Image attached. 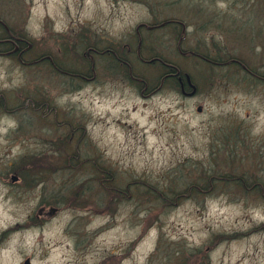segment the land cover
<instances>
[{
  "label": "rangeland",
  "instance_id": "obj_1",
  "mask_svg": "<svg viewBox=\"0 0 264 264\" xmlns=\"http://www.w3.org/2000/svg\"><path fill=\"white\" fill-rule=\"evenodd\" d=\"M170 18L264 78V0H0V40H25L0 55V264H264V79L141 33L181 94L135 55L136 25ZM114 43L129 66L96 57L89 81L40 60L88 73Z\"/></svg>",
  "mask_w": 264,
  "mask_h": 264
},
{
  "label": "flooded vegetation",
  "instance_id": "obj_2",
  "mask_svg": "<svg viewBox=\"0 0 264 264\" xmlns=\"http://www.w3.org/2000/svg\"><path fill=\"white\" fill-rule=\"evenodd\" d=\"M181 1H184V0H181ZM188 1H193V0H188ZM189 3L196 4V2H189ZM165 28H167L169 32L172 31L171 35L174 37V39H176V49L180 55L188 56L191 58H197L200 61L212 64V65L233 66V67H236L237 69L242 70L243 72L250 74L252 77H255L256 79H259V80L264 79L260 75L248 70L245 65H243L240 61H238L234 57H231L224 62H217L218 61L217 59L211 58L210 56L209 57L205 56L197 51H193L191 49H182L181 46L187 40L188 36L189 38H191L192 36L191 35L192 33L188 34L189 31H187V25L183 21L170 18V19L163 20L161 22L154 20V21H148V22H141L137 24L136 27L134 28V34L138 39L136 53H135L136 58L140 62L145 63V64L159 61L160 64H162L166 68V71L164 72L162 79L174 81V83H176V86L178 87L179 92L181 94L185 96H192L195 90V87L191 84L188 74L182 72L180 69H178L172 64H168L163 61L161 62V59L159 58L153 57V58H150L149 60H146L142 57V54H141V50H142L141 48V35L142 34L141 33L160 31ZM6 32H7L6 37L0 40V44L4 46V49L0 50V55L14 56L18 60L19 63L23 64V54L25 51V40L21 38L20 36L13 35L10 31H6ZM118 47L119 46H117L116 43H114L113 46L108 45V46H102V47L90 44L86 48V51L83 53V57L87 62L86 67L88 68V73H86L85 70H82V71L64 70L62 69L61 66H59V64H57L49 56L41 57L40 60H48L49 63L53 67L52 69L62 74H67L72 78H78L81 80L89 81L95 77L94 65H95L96 57L99 59L101 58L111 59L114 65L120 64V65L129 66L127 64V61L120 56V53H119L120 51ZM128 71H130V69H128ZM141 94L143 93L141 92ZM56 210L57 208H55V211ZM55 211H51V213L53 214ZM40 213L42 214V212Z\"/></svg>",
  "mask_w": 264,
  "mask_h": 264
},
{
  "label": "water",
  "instance_id": "obj_3",
  "mask_svg": "<svg viewBox=\"0 0 264 264\" xmlns=\"http://www.w3.org/2000/svg\"><path fill=\"white\" fill-rule=\"evenodd\" d=\"M23 264H30V262L28 259H26Z\"/></svg>",
  "mask_w": 264,
  "mask_h": 264
}]
</instances>
